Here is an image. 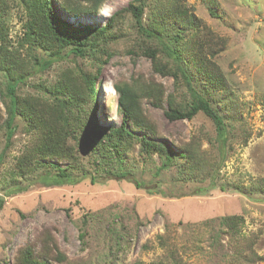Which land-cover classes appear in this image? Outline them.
<instances>
[{
	"label": "rangeland",
	"instance_id": "1",
	"mask_svg": "<svg viewBox=\"0 0 264 264\" xmlns=\"http://www.w3.org/2000/svg\"><path fill=\"white\" fill-rule=\"evenodd\" d=\"M131 1L108 0L100 14L80 19L69 17L58 0L54 7L70 23L104 26L112 14ZM182 1L204 25L201 36L212 45L209 56L216 54L212 68L223 80L217 108L226 123V140L218 138L213 122L202 113L190 121L171 122L166 118L167 98L173 95L181 100L184 88L176 85L172 76L155 73L149 57L140 52L134 55L136 31L128 19L123 29L130 36L123 31L113 43L114 56L101 68L96 81V125L108 128L122 123L115 84L155 82L163 90V102L162 107L156 108L149 100H142L145 117L155 127L156 137L147 136V140L169 144L176 152L188 150L190 160H180L163 169L164 158L158 153L146 154L137 141L145 132L133 130L137 139L132 140V148L123 155L124 163L115 162V158L105 160L109 164L105 169L93 165L94 160L95 164H104L98 159L99 154L72 142L80 159L73 174L85 177L76 184L48 185L42 181L46 177L43 174L54 176V170L40 168L20 174L18 159L34 136L27 124L16 118L10 142L6 129L0 128V198L4 202L0 211V264H15V256L27 244L42 252L46 242L52 249L46 264L170 263L171 258H165L167 250L160 246L158 236L162 235L175 238V260L180 264H234L228 238L212 245V234L218 227L215 232L204 231L203 223L235 215L243 217V235L252 242L254 253L264 256V0ZM18 3L19 0L9 1L6 16L8 35L15 46L24 34L26 20ZM210 6L218 17L211 16ZM21 52L25 57V51ZM37 52L38 56L49 58L48 52ZM66 52L68 49L49 69L20 87L17 94L44 98L45 88L53 87L62 77L70 79L68 72L76 67L86 72L96 68L89 59L75 58ZM0 85L3 87L1 77ZM5 110L0 92L3 121ZM53 163L60 168L67 165ZM118 164H126L124 170L130 171L133 179L108 176L107 170L115 172ZM186 164H196L197 172L186 170ZM92 177L97 180L92 181ZM211 183L215 187L207 194H193ZM88 213L102 214L104 223L95 221L87 227L90 235L84 246L80 239L81 222ZM110 214H116V223L132 234L125 259L119 253L107 252L102 231L112 218ZM203 231L204 238L198 242ZM54 242L65 261L57 259ZM252 260L245 264H264L254 257Z\"/></svg>",
	"mask_w": 264,
	"mask_h": 264
},
{
	"label": "trees",
	"instance_id": "2",
	"mask_svg": "<svg viewBox=\"0 0 264 264\" xmlns=\"http://www.w3.org/2000/svg\"><path fill=\"white\" fill-rule=\"evenodd\" d=\"M9 1L0 0V92L6 106V119L0 111V128L6 129V138L10 142L14 135L15 120L20 117L29 127L33 139L23 155L18 159L20 174L31 173L36 169L54 170V176L46 172L42 181L48 185L79 183L85 176L77 178L73 172L80 166L79 157L74 144L85 147L99 154L98 159L104 164H94L105 169L109 164L105 160L115 158V162L124 163L123 155L132 148V140L137 139L132 131H143L144 136L138 139L146 154L158 153L164 158L163 169L180 160L189 161L191 154L182 149L179 152L169 144H159L147 140V136L156 137L155 127L147 120L142 107V100L147 99L156 108L162 107L163 90L155 82L149 84L138 80L133 83H117L115 90L119 94L118 112L122 117L119 127L103 128L96 125L94 115V98L96 81L101 68L114 56L113 43L122 35H128L123 29L126 21H132L135 34L134 55L138 52L152 60L153 71L163 77L172 76L176 85L184 88L185 96L177 100L173 95L167 98L168 109L165 116L169 121L193 120L202 113L209 118L218 138L225 141L228 135L226 123L217 108L218 95L223 89L222 77L216 75L212 66L209 50L212 45L202 38L203 23L193 14L182 0H132L126 7L112 14L104 26L70 23L55 10V0H19L24 9L26 20L23 24L24 34L17 46L8 35ZM108 0H58L60 8L72 19L85 16H97ZM214 18L217 14L209 7ZM131 26V25H130ZM131 26V30H132ZM125 34V35H126ZM24 50V56L21 52ZM75 58L89 59L96 68L93 72L84 71L81 67L68 72L70 79L61 80L49 88H45L46 97H21L18 90L36 74L49 69L63 51ZM49 53V58L38 56V52ZM48 94V95H47ZM3 122V123H2ZM131 127V128H130ZM219 140V141H221ZM114 156V157H113ZM47 162L44 164L42 162ZM53 161L67 163L60 168ZM99 161V162H100ZM188 165L186 170L197 172L196 164ZM126 164H118L115 172L108 176L116 179H133L130 171H125ZM98 171H100L98 169ZM216 173V169H214ZM86 175V173H82ZM96 181V177L91 178ZM137 187L141 184L134 182ZM213 183L195 190L194 195L207 194L214 189ZM242 192V191H241ZM0 198V211L3 208ZM86 214L82 219L81 243L88 245L87 237L90 224L104 223L102 214ZM105 223L104 242L108 254L113 252L127 256L132 245V234L116 223V214ZM244 219L240 216H224L203 223L204 231L212 234V245L221 238L227 237L229 249L232 250L234 264H245L253 257L264 262V256L255 254L252 242L243 235ZM197 238H204V233ZM160 246L167 250L165 258L171 262L159 261L155 264H180L175 260L176 250L173 248L175 238L158 236ZM46 242L45 249L37 252L34 245L27 244L15 256V264H46L52 252ZM57 259L65 261L54 242ZM54 250V248H53ZM135 264H142L141 262Z\"/></svg>",
	"mask_w": 264,
	"mask_h": 264
},
{
	"label": "bare ground",
	"instance_id": "3",
	"mask_svg": "<svg viewBox=\"0 0 264 264\" xmlns=\"http://www.w3.org/2000/svg\"><path fill=\"white\" fill-rule=\"evenodd\" d=\"M107 10V9H106ZM105 14V13H104Z\"/></svg>",
	"mask_w": 264,
	"mask_h": 264
}]
</instances>
